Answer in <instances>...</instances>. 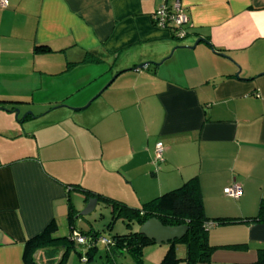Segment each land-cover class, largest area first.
<instances>
[{"label":"crops","instance_id":"1","mask_svg":"<svg viewBox=\"0 0 264 264\" xmlns=\"http://www.w3.org/2000/svg\"><path fill=\"white\" fill-rule=\"evenodd\" d=\"M6 1L0 264H25V242L51 222L57 232L68 227L66 237L95 231L68 218V205L78 219L86 204L73 185L138 209L195 178L208 218L257 214L264 0ZM176 2L187 19L183 39L151 19ZM159 142L163 160L155 164ZM233 185L238 199L223 193ZM208 244V262L198 264L253 263L264 249V224L213 227ZM74 245L81 256L70 252L66 264L83 263L86 246ZM153 247L144 248L143 264H159L166 253ZM62 252L41 249L34 259L55 264ZM175 252L184 258L180 247Z\"/></svg>","mask_w":264,"mask_h":264},{"label":"trees","instance_id":"2","mask_svg":"<svg viewBox=\"0 0 264 264\" xmlns=\"http://www.w3.org/2000/svg\"><path fill=\"white\" fill-rule=\"evenodd\" d=\"M46 46H36L35 51L45 52ZM8 103L0 101V104ZM72 189L81 193L87 201L89 198L97 199V202L106 204L110 210L113 219L127 221V227L130 223L136 224L134 231H129L123 235H113L109 239V244L103 245L105 251V261L107 264H116L115 259L119 256L129 255L134 264H143V250L148 245H154L152 241L137 233L138 228L145 221L155 218L164 226H187L188 231L182 239L169 243L168 250L164 254L159 264H198L208 262L209 255L213 250L208 244V232L213 227L231 226L238 224H264V200L258 207L257 214L246 218H208L205 216L203 206L199 197L196 179L192 178L186 181L180 187L166 192L151 201L143 204L140 208H130L114 199L96 195L84 188L73 185ZM77 212L68 205V218L72 222ZM211 225V226H209ZM57 226L54 222L48 224L39 234L28 239L24 245L23 261L25 264H38L34 255L41 249H50L55 251L62 248L63 252L55 264H66L70 252H76V244L72 235L66 237H55ZM79 235L89 239L86 245V262H91L98 254V238L101 237L98 231L76 232ZM72 234V233H71ZM180 244L185 247V256L179 259L175 252V245ZM78 245V244H77ZM101 245V244H100ZM49 252V251H48ZM82 259V258H80ZM249 264H264V249L258 251L255 262Z\"/></svg>","mask_w":264,"mask_h":264},{"label":"rangeland","instance_id":"3","mask_svg":"<svg viewBox=\"0 0 264 264\" xmlns=\"http://www.w3.org/2000/svg\"><path fill=\"white\" fill-rule=\"evenodd\" d=\"M83 210V209H82ZM80 210V212L82 211ZM73 225L77 229L90 230L93 228L95 231L100 232L101 237L109 239L113 235H123L129 231H134L136 229V224L130 223V227H127V221L121 219H113L111 215V210L106 204H100L98 208L93 210L90 214L86 216L79 217L78 219L73 218ZM68 233V227L64 226L59 228L57 236L63 237ZM149 246H155L153 248H163L165 251L168 250V245H148L145 248H151ZM181 248L182 252H185V247L183 245L177 244L175 248ZM99 252L94 257L91 262L87 264H107L105 261V251L103 245H98ZM146 250V249H145ZM85 258V257H84ZM68 261V260H67ZM82 262V261H81ZM116 264H134L133 259L129 255H121L115 259ZM74 264H84L80 263L76 257L74 259Z\"/></svg>","mask_w":264,"mask_h":264},{"label":"built area","instance_id":"4","mask_svg":"<svg viewBox=\"0 0 264 264\" xmlns=\"http://www.w3.org/2000/svg\"><path fill=\"white\" fill-rule=\"evenodd\" d=\"M7 6L6 0H0V8H5ZM154 24L158 28L170 29L173 32V37L176 39H183L186 35V31L184 29V25L187 22L186 16L182 12L178 3H174L171 6H167L166 4L160 6L151 16ZM163 154V146L159 142L155 145V158L154 163H160ZM223 193L228 198L238 199L240 196V189L233 185L230 187H226L223 189ZM211 226V225H209ZM73 241L78 245H86L89 242L90 238L79 235L76 232L72 234ZM101 245L109 244V240L103 237H99L98 241ZM81 261L83 263L86 262L85 258H82Z\"/></svg>","mask_w":264,"mask_h":264},{"label":"water","instance_id":"5","mask_svg":"<svg viewBox=\"0 0 264 264\" xmlns=\"http://www.w3.org/2000/svg\"><path fill=\"white\" fill-rule=\"evenodd\" d=\"M96 204L97 199L89 198L79 215L86 216L90 214L95 210ZM187 231V226H164L157 219L151 218L139 226L137 233L152 241L155 245H167L182 239Z\"/></svg>","mask_w":264,"mask_h":264}]
</instances>
